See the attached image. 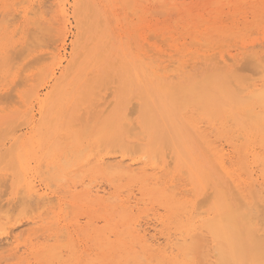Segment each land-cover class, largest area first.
I'll use <instances>...</instances> for the list:
<instances>
[{
  "label": "rangeland",
  "instance_id": "obj_1",
  "mask_svg": "<svg viewBox=\"0 0 264 264\" xmlns=\"http://www.w3.org/2000/svg\"><path fill=\"white\" fill-rule=\"evenodd\" d=\"M57 1L58 0H0V101H2L0 103V110L2 111H0V133H2L3 135H6L7 133L9 134V137L11 135L10 138L7 137L9 138L8 140L4 137L5 141L7 140L5 143H7L9 147V150H7L6 152H4V150L8 147L4 143L3 135L0 136V156H2V159H0L2 161H0V163H3L2 165L0 164V174H3L2 176H0V181L4 178L1 181L3 182V184L0 183L2 184L1 186H3H0V205H5V207L1 206L0 209L3 210L2 214L6 213L4 211H9L8 213H10V211L12 212L13 210L12 208L15 209L13 210L12 214L10 213V216L7 214L6 215L8 216V218L12 219L11 223L13 226L11 228L13 229L14 226L17 227V230L15 227V229H13L15 233L12 232V237L16 238L15 240H13V242L12 237L9 241L6 239V235H1L0 233V264H45L44 260L46 256L44 257V255H47L49 249L51 248H55L54 250H59V252L63 251L61 254L63 257L62 264H74L72 261V257L74 256L82 255L86 258L88 256L95 257L97 254H99L98 250L96 251V253H94L97 247L94 245V240H92L91 238H87L86 234L92 233V231L94 230L93 227H95L96 230H104V232L106 233L104 228L107 225V221L103 218L98 219L101 214H106V208L96 204H88V209L86 207H83L84 209L77 207L78 203L84 206L86 203V200L80 201L79 197L93 191H95L93 192V194H95L96 191H99L101 196L102 194L104 197L106 195L105 200L110 199V197L115 198V206H113V203L109 204L108 200L105 202V205L109 206V209H112L109 211L116 219L118 218L117 216H119L123 211L121 210V208L124 209L129 204H132V206L126 208V211L127 213H129L130 217L134 218L130 226L135 228L140 226L141 229L139 230H141L142 232L147 231L148 233L149 231L151 235H149L148 233V238L153 237V239H151L154 240L156 244L159 241V244L155 246V250L152 252V255L157 258L154 259L158 263V261L162 260V255L164 253L163 251L167 247L168 238L171 237V240L172 238L173 240L174 238H176L175 235L173 237L171 236L173 232H175V230L173 226H170L167 222H165L167 215L164 213V210L158 204H152L151 201L145 198V196L140 191V183L132 182L130 179L119 177L116 174H113L111 176H114L113 178L115 179L117 178L116 181L112 178L110 180L109 175H104L107 171L106 167L108 166L100 167L97 163L98 159L103 158L109 152V154L104 157L106 158L105 160L108 159L109 162L113 160L112 162H114L116 158L117 160L115 161L116 163H118L124 159V161H126L125 165H131L136 174L147 176L150 183H152V181H158L160 183H167L171 186L177 185L179 191H185L186 193L190 190V187H185V185L188 184L185 179L186 175H183V173H178L174 162L173 164H171L172 166H170V163V167L168 166V162L169 160H171L169 156V158H166L167 164L163 165V156H166V154H169L170 152L169 145L164 142L166 136L165 129L163 127H159V129L155 132L156 134L153 136L142 123L143 115L138 105L143 104L144 102V97L141 95V90L145 89L147 80L145 79L141 84L135 83L132 80L133 74L135 73L134 67L136 65L138 66L142 64L147 75L152 76L154 79L164 84H180L190 87L194 82H199V80L201 82L205 77V79L212 81L216 86V89L214 91V101L211 103H207V106L204 102H198L197 98L186 99L187 106H184L186 107V109H184L183 113L188 119L198 121V124L201 125L203 131H205L210 137L211 141L215 143V146L218 147L220 145H224L225 148L229 149V140H233L234 142L236 141L235 145L237 149L235 148L236 155L234 161H239L243 155V153H239V145L242 146L243 144V146L241 147L243 148L246 144V140L243 135V138L238 135L241 133L237 131L236 128H234L235 121L231 117H229V114L225 113L224 111L229 110L231 114L234 113L237 116V114L240 113V109L243 107L247 111L250 109H252L251 111H253V109H257L258 111L260 110V107L255 105L254 100H252L250 97L248 100L247 97H245L248 96L246 92H238V86L241 85L239 87V89L241 90L245 87H248L250 83L253 84L255 82H258L259 84H262L264 82V74L261 75L262 78L259 80H256L259 76L252 79L256 81L251 82V79L249 78H253L255 75H260L259 69L261 65L259 66V68L257 66L258 71L252 66L256 65V63L260 62V60H264V0H68L70 2V5L67 11L66 19L58 13V7L56 5ZM6 4H8L9 6ZM87 8L92 9L88 10ZM213 9L215 12H213ZM134 11H136L137 13ZM35 12L38 13H36L38 16H34ZM191 12L194 17L193 19L190 18L192 16H188ZM38 19L39 21L36 28ZM2 20L5 23H2ZM32 25H34V27H32ZM39 25H41V27ZM42 26L44 28H47L45 29V33L44 31H42L44 30ZM31 28H34V31H32ZM35 29H37V31H35ZM220 29L224 31H222L223 36L218 35V31ZM29 33L31 34L30 37ZM167 37H169V39H167ZM192 39L193 41H195V43L192 41ZM12 48H14V50L18 54H22L21 56H23V58L20 55L18 56V54L16 53L17 55H15L17 59L15 58V60L13 59V61V57H10L13 55L11 52L8 53L10 55L7 56V52H9V49L13 52ZM25 48L30 49L31 51H25ZM3 50H6V53ZM29 51L33 52L30 54ZM26 54L28 57H26L27 60L24 57L26 56ZM99 54L102 56L101 58H99ZM214 54H216V56H214ZM15 55L13 56L15 57ZM28 55L30 57L33 55L35 58L33 56L30 58ZM37 55H39V57ZM244 55H249L250 57H253L255 55L253 58L258 61L255 62V60L251 58V60H254V64L252 61H250V57H245ZM6 56L7 58L9 57L13 62L11 63V61L8 60L9 58L7 59ZM213 57H215V60L218 57L216 62L214 61ZM242 57H244V59ZM7 60L11 64H13L12 68H10L11 70L14 69L12 72H10L11 74L7 71L10 70L9 67H7L9 65V62L7 63L8 65L5 63ZM245 60H247L248 62ZM133 61L135 62L134 66ZM75 62L77 64H75ZM250 62H252V64H250ZM37 63H39L40 66H37L39 65ZM218 63H220L221 65ZM240 64L243 66H241ZM263 64V67L261 66V69L264 68ZM71 65H75L74 68L73 66L70 68ZM3 66L6 68H4ZM23 67L27 70H25ZM235 68L236 71L234 70ZM2 69L4 70V72ZM248 69H250V71ZM252 69L256 70L251 71ZM261 69L260 71H263V69ZM67 70L70 71L68 72ZM52 71L55 72L56 79H52V77L50 76ZM220 71L223 73H221ZM37 72L40 74H38ZM79 72L81 73V76H83L82 78L86 80V82L83 81L82 85H80L78 93H76L74 97L75 102L72 103V106L74 108L72 110L65 108L62 112L63 123L61 126L62 130H65V132L61 131L58 135L50 137L48 140H46L44 145H42L41 148L36 151L35 155L30 157V159L28 160V169L27 171H25L22 168L21 162L17 157L18 151H20L23 145H25L26 143L28 144L30 138L34 137L35 132L38 133L37 130L39 128L44 129L45 131L46 126L51 123L52 119L54 120L58 116L57 107L58 103L61 100V94L59 92L65 89L69 81H73L75 79L76 83H80L82 78L81 76L77 77ZM252 72L255 74H253ZM35 73L40 75V79L39 81H37V83L36 80L38 79L35 80L34 75H37ZM225 73H229L230 75L231 73H233V75L235 74L234 76L231 75L233 80L228 77L226 78V76L229 75H226ZM63 74L66 75L62 77ZM89 74L90 76H88ZM27 75H31L30 78L29 76L27 77ZM241 76H246L243 77L245 78L244 81L250 79L249 82L247 83V80L245 81V83L247 84L242 83L241 81L243 80H241ZM211 77H213V79ZM238 79H240L241 81H238ZM2 80H6L5 82L3 81L4 86H2ZM89 80L91 81L89 82ZM95 81H98L99 84H96L98 82ZM231 83L236 84L237 92L234 88L235 84L231 85ZM86 85H89V87L87 88ZM98 86L99 88L96 89L95 87ZM221 87H223V89L225 88L228 93H225L226 91L224 92ZM102 88L104 90H101ZM6 92L8 93L7 95ZM88 92L93 93L92 96L87 94ZM9 93L10 96H8ZM83 93L85 94V98L82 99L81 96H84ZM38 94L40 98L39 104L37 103L38 100L35 99V96ZM97 94L99 95V97H97ZM13 95H15V97L17 98H14ZM19 96H22V98L19 99ZM26 96L29 97H27V100ZM242 96L243 98L240 101L239 99ZM5 98L7 99V101ZM9 98L10 100L8 102ZM41 98L45 99H43L44 102L46 101V106L43 109L41 105L43 100ZM80 98L83 101L86 100V102H84L85 104H83L82 100L80 101ZM244 98H246L247 100ZM195 100H197V102H195ZM20 101L25 107L24 109H21V107L23 106L21 105ZM110 102L112 103L111 105ZM101 103H103L104 105H101ZM132 103H134L135 106ZM39 105L41 106L40 110ZM94 105L95 107L97 106V108L93 109ZM100 105L102 107H100ZM109 105L110 107L109 109H107ZM201 105L202 109L198 110L197 107L201 108ZM184 107H182V109ZM5 109H7V111ZM92 109L93 111H97V113H95L96 115L98 114L97 116H94V113L91 114L93 112L91 111ZM105 109L106 113H103L104 115L99 114L100 111H105ZM82 111H84L85 116ZM129 111L132 114H130ZM207 112H212L211 114H214L216 118H210L214 115L210 116L211 114L208 115ZM72 113H74V120L69 123L68 119ZM28 114L29 116H27ZM82 115L84 116V118H81L83 117ZM89 115H93V118L96 117L94 119H97L99 123L93 124L95 120H93V122L89 121V123L91 122L92 129L88 130V133L87 131H84L83 133V129L89 127V125L86 127L85 122L81 124L80 120L84 119L87 123ZM127 115H129L128 117L130 118V121L128 120ZM100 116L101 119L99 118ZM78 118L81 119L79 120ZM14 122H16L15 125L17 126L14 125ZM20 122L23 124H21ZM24 122L26 123V125H24ZM30 122L31 124H29ZM9 123L10 129L9 127H7ZM104 123L106 125L103 126ZM126 123L129 125H127ZM203 123L204 125H202ZM222 123L228 126L227 130L231 129V131L233 132H231L233 136L231 134L230 136H232V138H223H226V136L223 133L221 134V131L218 130V128L220 129V127L222 126ZM11 124L13 127H18V125L21 124L19 125L21 126V128L14 130ZM83 124L85 126H82ZM111 127L113 128L111 129ZM123 128H125L126 130L127 128H129V132L127 131L129 134H127L126 130H124ZM214 128L216 129V131H219L217 135H215V133L211 134ZM103 129L104 132L102 131ZM107 129H109L110 134L108 133ZM131 129L133 130L134 134L130 133L132 131ZM249 129H251V124ZM2 130L4 131L1 132ZM79 131L80 133L82 132V136L81 134L79 135L80 139L83 136L85 137V135L86 137L91 136V138L85 137L84 139L80 140L82 142H79V144L77 142L79 141ZM179 131L180 130H177L175 134ZM98 132L101 133L100 135L103 134L100 140H93L92 144H90L92 136L93 138L95 135L99 137V135H97ZM139 132L141 133V135L138 134ZM168 132L171 133L170 130H167V133ZM235 134L238 136V138L236 136L234 137ZM45 136L48 135L46 134ZM133 136L136 139H134ZM143 136H145L146 138L144 139ZM233 137L235 138V140ZM139 138L141 140H138ZM89 140L90 142H88ZM191 141L195 146L196 152L203 159L206 158L204 148L200 143H197V140L194 136H192ZM12 144H14L13 151H11V149L13 148L11 146ZM87 144H89L88 147ZM258 144V142L254 144L256 150L255 152H257V154L263 155L264 151ZM122 145L123 148L121 147L122 149L119 150L120 146ZM135 145H140L141 150L144 148V152L142 151L139 154L133 155L135 156L134 158L133 156L129 157V155L135 153ZM69 146L71 148H69ZM101 146L102 148H100ZM130 146L131 149L134 150V152H132L133 150H130L131 154L127 152ZM163 146L165 147L166 151ZM82 148L83 150H85L82 151V155H80L79 150H82ZM87 148L88 150H86ZM92 149L94 152H96L97 150H99L100 152L97 151L96 155L93 153ZM111 149L112 152L110 151ZM10 151L12 154L8 157L6 154H9ZM101 151L103 152L101 153ZM113 152H115V154H113ZM151 152L153 153V155L156 152V156L154 155L153 159L154 157L158 156L157 153L160 154L159 157H157L158 160L160 158V162L157 160H153L157 163L155 165L151 158ZM89 153L90 157H88L89 155L87 156V154ZM125 154H129L128 160L126 157L127 155ZM77 155L78 158H82V161H78ZM146 155L147 159H144V156L146 157ZM4 157L7 158L4 160ZM131 157L136 164H132V162H130L129 158ZM63 158L65 159L64 161H62L64 164H62L61 162ZM85 159L87 160V162H84ZM141 159H144V163H142L143 161H140ZM112 162L110 164H112ZM248 162L249 166L245 174L246 178L249 179L252 184L248 186H252L251 189H253V191L256 190V193L259 194L258 198L264 199V166L262 165V163H253L252 156H250ZM146 163H148L149 166H147ZM151 165L156 167V169ZM53 166H56L57 170ZM63 166L66 167L63 168ZM87 166H89V168H87ZM93 166H96V168ZM49 167L54 169L51 170ZM97 168L98 171L96 170ZM108 169L110 168L108 167ZM46 170L47 172H45ZM78 172L84 173L81 174L82 177L78 176L80 175V173ZM6 174L8 175V177L6 176ZM65 174H67V177L64 176ZM75 174L77 175V177L75 176ZM50 176L53 177L51 178L52 182L50 180V182L47 180V178L49 179ZM6 178L10 179H7L9 183H7V181L5 180ZM174 178L177 181L174 180ZM27 183H29V185H32L33 188L38 192V194L48 192L47 198L49 199L47 200L46 198V202H43L42 199L39 200L37 196L33 195L32 197H36L40 202L36 201V198L33 199L36 202H34L32 198L27 200L26 197L29 195H26L27 192L25 193L26 189H24ZM7 184L9 185V189L7 187H4ZM21 188L24 189L23 191L25 195L23 196L24 193L22 194L24 198H21L18 195V191H20V193L22 191ZM64 192L67 193L70 198H68L69 196L66 197L67 194H65ZM2 193L3 195L4 193L6 195L3 197ZM189 194L191 195L193 194V192L190 191ZM21 199H25L27 201L24 200L23 202H21V204ZM201 200H203V198ZM9 201H12V203ZM16 201L18 203H15ZM28 201L31 204H29ZM55 201L57 202L56 204ZM112 202H114V200ZM7 203L10 207L8 209L6 208ZM51 204L55 206H53L54 209L53 207H51ZM65 204H67L68 206L70 205L71 208L68 209ZM31 205L33 207H31ZM118 205L121 208H119ZM18 206H27L26 208L32 209L24 210L20 207L24 212L18 213V211L20 212ZM64 206L65 211L63 210ZM111 206H113V208ZM67 209L70 211H68ZM55 210L57 211L55 212ZM158 210L160 213L158 212ZM44 211L45 213L49 212L47 213L49 215H47L48 218L45 217L46 214H44ZM57 212H60V214L58 215ZM80 214L84 217L80 216ZM92 214H95L94 216H96V214L100 215L96 218L91 217ZM36 215L41 216L40 218H36L38 217ZM163 215H165L164 219H161ZM157 216L160 218L158 219ZM28 217H30L29 219L31 220V222L35 219H41L43 221V225L40 223L41 220H38L39 222L37 225L34 226V224L32 223L33 226H29L31 223H28ZM90 217L92 219H90ZM4 218L6 219L7 217L4 216L3 219L1 218L3 222H5ZM58 218H60L61 220H59ZM9 220L8 222L10 223ZM39 223L41 224V226H39ZM91 223H94L95 226H92ZM9 226H4L6 227V229L8 228V232L12 230L11 228H9ZM40 230L42 232H40ZM47 230H49L50 233L49 231L45 232ZM0 232L3 233V231ZM107 232L109 231L107 230ZM170 232H172L171 235ZM6 233L7 231L5 232V234ZM61 233L63 239L60 236ZM64 234L66 237L64 236ZM53 236L54 238H51ZM62 240L64 241L62 242ZM59 241L62 243H60ZM42 242H44L45 244ZM141 256L140 258H142ZM143 259L144 261L146 260V258H144V255ZM155 260H152V263H150V261L149 263H145L157 264ZM144 261L143 264H145Z\"/></svg>",
  "mask_w": 264,
  "mask_h": 264
},
{
  "label": "bare ground",
  "instance_id": "obj_2",
  "mask_svg": "<svg viewBox=\"0 0 264 264\" xmlns=\"http://www.w3.org/2000/svg\"><path fill=\"white\" fill-rule=\"evenodd\" d=\"M147 2V1H146ZM129 3V1H128ZM90 4V3H89ZM132 4V3H131ZM8 5V4H6ZM57 7H58V13L61 14L65 19H66V15H67V11H68V8H69V5H70V2L68 0H58L57 1ZM9 6V5H8ZM7 6V7H8ZM33 7V6H32ZM88 10L89 9H92V8H87ZM138 10V9H137ZM136 10V11H137ZM28 11V9H27ZM134 11V12H136ZM30 12V11H29ZM140 12V11H139ZM213 12L214 9H213ZM37 12H35V15ZM137 13V12H136ZM27 14V13H25ZM220 14V13H219ZM41 15V13H40ZM39 15V16H40ZM38 16V15H37ZM43 16V15H42ZM188 16H192L190 18H194L193 17V14L192 12L189 13ZM41 17V16H40ZM27 18V17H26ZM199 19V18H198ZM7 20V19H6ZM30 20V19H29ZM190 20V19H189ZM3 21V20H2ZM1 21V22H2ZM32 21V20H31ZM30 21V22H31ZM38 21L39 19L37 20V23H36V28H37V24H38ZM175 22V21H173ZM2 23H5L4 21ZM34 23V22H33ZM208 23V22H207ZM7 24V22H6ZM32 24V23H31ZM42 24V23H40ZM55 24V23H54ZM205 24V23H203ZM8 26V24H7ZM41 27V25H39ZM38 26V28H39ZM202 26V25H201ZM32 27H34V25H32ZM48 27V26H47ZM191 27V26H190ZM42 28L44 30V33H45V29L47 28H44L42 26ZM40 28V29H42ZM49 28V27H48ZM51 28V27H50ZM187 28V27H186ZM209 28V27H208ZM8 29V28H7ZM32 29V28H31ZM30 29V30H31ZM34 29V28H33ZM32 29V31H34ZM29 30V31H30ZM51 30V29H49ZM55 30V29H54ZM187 30V29H186ZM1 31V30H0ZM31 31V32H32ZM35 31H37V29H35ZM41 31V30H39ZM223 30H219L218 31V35L220 36H223V33H222ZM8 32V30H7ZM55 32V31H54ZM53 32V33H54ZM92 32V31H91ZM224 32V31H223ZM228 32V31H227ZM36 33V32H34ZM187 33V32H186ZM233 34V33H232ZM40 35V34H39ZM38 35V37H39ZM52 35V34H51ZM229 35V34H227ZM231 35V34H230ZM31 36V34L29 33V37ZM45 36V34H44ZM48 36V35H47ZM50 37V36H49ZM46 38V37H45ZM179 38V37H178ZM15 39V38H14ZM36 39V38H35ZM49 39V38H48ZM167 39H169V37H167ZM203 39V38H202ZM3 40V38H2ZM6 40V39H5ZM4 40V41H5ZM11 40V39H10ZM3 41V42H4ZM165 41V40H164ZM168 41V40H166ZM193 41V39H192ZM195 43V41H193ZM192 42V43H193ZM25 43V42H24ZM37 43V42H36ZM204 43V42H203ZM208 43V42H207ZM200 44V43H199ZM198 44V45H199ZM209 44V43H208ZM18 45V44H17ZM37 45V44H36ZM81 45V44H80ZM147 45V44H146ZM201 45V44H200ZM31 46V45H30ZM86 46V45H84ZM195 46V45H194ZM220 46V45H219ZM5 47V46H4ZM32 47V46H31ZM148 47V46H147ZM169 47V46H168ZM206 47V46H204ZM208 47V45H207ZM211 47V46H210ZM209 47V48H210ZM227 47V46H226ZM20 48H23V47H20ZM199 48V47H198ZM13 49V52L9 49V52H7V56L10 55L8 53H12L13 55H15L17 52ZM19 49V48H17ZM32 49V48H31ZM85 49V48H84ZM87 49V48H86ZM217 49V48H215ZM241 49V48H240ZM25 51L27 50H30V49H27L25 48L24 49ZM23 50V51H24ZM169 50V49H168ZM254 50V49H253ZM256 50V49H255ZM5 51L6 53V50H3ZM24 51V52H25ZM31 51V50H30ZM29 51V52H30ZM137 51V50H136ZM33 52V51H32ZM30 52V54L32 53ZM151 52V51H150ZM26 53V52H25ZM35 53V52H34ZM88 53V52H87ZM18 54V53H17ZM16 54V55H17ZM3 55V54H2ZM10 56L12 58V60L16 58V55L15 57L14 56ZM21 56L22 54H18V56ZM81 55V54H80ZM100 55V54H99ZM154 55V54H153ZM6 56V58H7ZM29 56V55H28ZM33 56V55H32ZM31 56V57H32ZM39 57V55H37ZM141 56V55H140ZM176 56V54H175ZM214 56H216V54H214ZM245 57H250L249 55H244ZM252 56V55H251ZM255 56V55H254ZM253 56V57H254ZM23 58V56H21ZM20 57V59H21ZM25 58L27 57V54L26 56H24ZM30 57V56H29ZM30 57V58H31ZM34 57V56H33ZM102 56L100 55L99 58H101ZM164 57V56H163ZM202 57V56H201ZM206 57V56H205ZM253 57H250V61H252L254 63V60L255 58ZM263 57V56H262ZM261 57V58H262ZM9 58V57H8ZM7 58V59H8ZM28 58V57H27ZM26 58V60H27ZM35 58V57H34ZM208 58V57H207ZM214 58V61L216 62L215 60V57ZM226 58V57H225ZM244 59V57H242ZM240 58V59H242ZM251 58H253L254 60H251ZM17 59V58H16ZM19 59V58H18ZM9 61H11V63L14 61H12L10 58L8 59ZM6 61L5 63L7 64L9 61ZM37 60V59H36ZM207 60V59H206ZM231 60V59H230ZM248 60V59H247ZM245 60V61H247ZM263 60V59H262ZM262 60H260V62H262ZM5 61V60H4ZM30 61V60H29ZM39 61V59H38ZM221 61V60H220ZM219 61V62H220ZM258 61V60H255V62ZM31 62V61H30ZM29 62V64H30ZM33 62V61H32ZM36 62V61H35ZM78 62V61H76ZM75 62V64H77ZM225 62V61H224ZM248 62V61H247ZM252 62H250V64H252ZM260 62H257L256 65L252 66L253 68H256L257 71H258V68L259 66L264 63V60L262 63ZM9 62V65L7 67L12 68L13 64H11ZM26 63V62H25ZM41 63V62H40ZM221 63V62H220ZM218 63V64H220ZM223 63V62H222ZM0 64H1V61H0ZM19 64H20V61H19ZM39 64V63H37ZM36 64V65H37ZM234 64V63H233ZM259 64V65H257ZM18 65V63H17ZM25 65V64H24ZM42 65V64H41ZM116 65V63H115ZM135 65V62L133 61V66ZM221 65V64H220ZM226 65V64H225ZM241 65V64H240ZM264 65V64H263ZM16 66V65H15ZM37 66H40L37 65ZM36 66V67H37ZM75 65H71L70 68ZM224 66V64H223ZM243 66V65H241ZM250 66V65H249ZM258 66V68H257ZM261 66H260V69H261ZM4 67V66H3ZM238 67V66H237ZM251 67V68H252ZM263 67V66H262ZM6 68V67H4ZM24 68V67H23ZM39 68V67H38ZM37 68V70H38ZM250 68V67H249ZM16 69V67H15ZM25 70H27L26 68H24ZM36 69V68H35ZM219 69H222V68H219ZM224 69V68H223ZM242 69V68H241ZM256 69H252L251 71L253 70H256ZM259 69V72H260V75H253L255 73H253L252 76L253 78L249 77L250 81H256V80H259L261 79V75H263V71H264V68L263 71H260ZM261 69V70H262ZM3 70V69H2ZM14 70V69H13ZM13 70H7L8 73L12 72ZM134 70H135V73L133 74V77H132V80L137 83V84H141L145 79L147 80V85L145 86V89L141 90V95L144 97V102L143 104H140L138 105V107L140 108L141 112H142V123L144 125V127L146 129L149 130V132L154 136L156 133V131L159 129V127H163L166 131V136H165V139H164V142L169 145L170 147V152L169 154H166V156H163V165H166L167 164V160L166 158H169L172 160H169L168 162V166H169V163H170V166H172L171 164H173L174 162V165L176 167V170L178 171V173L182 174L183 175H186V181H187V185H185V187H190V190L189 192H181L178 190V186L177 185H168L167 183H163V182H158V181H152V183H150V181H148V178L147 176H141V175H138L135 173V170L132 169V166L131 165H125L126 161H124V159L121 161V162H118L116 163L115 160H117L115 158L114 162H112L113 160H111L112 164H110L111 162H109V160H105L106 158H104L107 154H109V152L103 157V158H100L98 159L97 163L100 167L104 166H108L110 169H108V167H106L107 169V173L105 172L104 175H109L110 177V180L111 178L112 179H115L113 177H111L113 174H116L117 176L119 177H123V178H128L130 179L132 182H138L140 183V191L141 193L145 196V198L149 201H151L152 204H158L163 210H164V213L167 215L166 219H165V222H167L170 226H173L174 227V230L175 232H173V234L171 235L172 232H170V235L173 237L174 235L176 236V238H172L171 240V237L168 238V243H167V247L166 249L163 251V255H162V260L161 261H158V263L156 262L155 259H157L154 255H152L153 251L155 250V246H157V244H159L157 242L152 240L153 237L151 238H148V233L147 231H144L142 232L141 230V227L136 229L135 227H131L130 224L131 222L133 221L134 218H131L129 213H127L126 211V208L129 207V206H132V204L128 205L126 208H121L119 205V208H121V210H123L119 216H117L118 218L116 219L115 217L112 216L111 212L109 210H112V209H109V206L105 205V202L108 200V203L111 204L113 203V206H115V198L114 197H110V199H106L105 200V197L101 196V194L99 193V191H96L95 194H93V192H89V193H86L85 195L79 197L80 201H83V200H86L85 202V206L84 205H81L80 203H78V208H83V207H86L87 209L89 208L88 207V204H93V205H99V206H102L104 208H106V214H96V216H94L92 214L91 217H98V219L100 218H103L107 221V225L105 226L104 228V225H103V228L105 229L106 233L101 230H96L95 227L94 230L92 231V233L90 234H86L87 238H91L92 240H94V245L97 247L96 250L94 251V253H96V251L98 250L99 254H97L95 257H92V256H88V257H83L82 255L81 256H74L72 257L73 258V263L74 264H96V263H100V264H143V255H144V258H146V260L144 261V263L150 261V263H152L151 261L155 260V262L157 264H264V207H263V203H264V199H260L258 198V195L256 193V190L253 191V189H251L252 186H248V185H252L250 180L246 178V170L249 166V158L250 156H252V159H253V163L257 162V163H262V165L264 166V154L263 155H260V154H257V152H255V147H254V144L255 143H259L258 145H260V147L263 149L264 151V82L261 84H259L258 82H255L253 84H249L248 87H245L244 89H239V87L241 85L238 86V92H246L248 94V96H245L247 97V99L249 100V97L254 100V103L255 105L259 106L260 110L258 111L257 109L253 111H251L252 109L250 110H246L243 108L240 109V113L237 114H231V112L229 110H225L224 112L229 114V117H231L234 121H235V125H234V128L237 129V131H239L241 134H238L242 137L245 138L246 140V144L243 148H241L243 146L239 145L240 148H239V153H243L242 157L240 158L239 161L235 162L234 161V158H235V155H236V151H235V148H236V145H235V142L233 140H229L230 143H229V149L228 148H225L224 145H220V146H215V143L211 141L210 137L208 136V134L203 131L201 125L198 124V121H195V120H191V119H188L185 114L183 113L184 109H186V107L184 106H187L186 105V99H196L201 102H204L205 105L208 106L207 103H211L214 101V91L216 89V86L215 84L212 82V81H209L208 79H205L202 80L200 82H194L192 84V86L188 87V86H185V85H171V84H164L162 82H159L157 81L156 79H154L152 76L150 75H147L144 71V67L142 64L140 65H136L134 67ZM236 71V68L234 69ZM233 70V71H234ZM238 70V68H237ZM250 71V69H248ZM6 71V72H7ZM30 71V70H29ZM68 72L70 70H67ZM179 71V70H178ZM247 71V70H246ZM4 72V70H3ZM31 72V71H30ZM221 72V71H220ZM239 72V71H238ZM248 72V71H247ZM262 72V74H261ZM18 73V71H17ZM20 73V72H19ZM24 73V72H22ZM38 73V72H37ZM35 73V74H37ZM67 73V72H66ZM223 73V72H221ZM234 73V72H233ZM233 73H231V75H233ZM237 73V72H236ZM11 74V73H10ZM9 74V75H10ZM16 74V73H15ZM40 74V73H38ZM37 74V75H38ZM72 74V73H70ZM69 74V75H70ZM207 74V73H206ZM218 74V73H216ZM226 74V73H225ZM258 74V73H256ZM22 75V74H21ZM34 75L35 76V80H36V83L37 81H39L40 79V75ZM66 75V74H65ZM64 74L62 75V77L65 76ZM226 75H229V76H226V78H230L233 80L232 76L228 73ZM235 75V74H234ZM233 75V76H234ZM5 76V75H4ZM29 75H27L28 77ZM31 76V75H30ZM29 76V78H30ZM33 76V77H34ZM50 76L52 77V79H56V74L54 71L51 72ZM68 76V75H67ZM81 76V73L79 72L77 77ZM90 76V74L88 75ZM231 76V77H230ZM260 78H259V77ZM9 77V76H8ZM6 77V78H8ZM14 77V76H13ZM21 77V76H20ZM36 77H39V78H36ZM83 76H81L82 78ZM158 77V76H157ZM210 77V76H209ZM225 77V76H224ZM241 80L244 81L245 78L243 77H246V76H241ZM258 77V78H257ZM22 78V77H21ZM213 79V77H211ZM248 78V77H247ZM254 78H257L256 80H252ZM2 79V78H1ZM19 79V78H18ZM24 79V78H23ZM33 79V78H32ZM31 79V81H32ZM235 79V78H234ZM29 80V79H28ZM59 80V79H58ZM57 80V81H58ZM116 80V79H115ZM225 80V78H224ZM237 80V78H236ZM240 79H238L239 81ZM240 80V81H241ZM248 80V79H247ZM245 80V81H247ZM249 80L247 81V83L249 82ZM5 82L6 80H2V82ZM20 81V80H19ZM52 81V80H51ZM86 82L85 79H81V82L79 83H76L75 79L73 81H69L67 83V86L65 87V89H63L62 91H60L59 93L61 94V100L60 102L58 103V107H57V110H58V116L52 121L51 123H49L46 128H45V131L44 129H38V133L35 132L34 134V137L30 138L28 144L26 143L25 145L22 146V148L20 149V151H18V154H17V157L19 159V161L21 162V165H22V168L27 171L28 169V160L30 159L31 156H34L36 151L38 149L41 148L42 145H44L45 141L48 140L50 137H53V136H56L58 135L61 131L65 132V130H62V123H63V119H62V112L64 111L65 108H68L70 110H72L74 107L72 106V103L75 102V95L76 93H78L79 89H80V85H82V83ZM91 80H89L90 82ZM241 81L242 83L244 84H247L245 83V81L243 82ZM1 82V81H0ZM4 82L2 84V86H4ZM9 82V81H8ZM62 82V81H61ZM95 82H98V81H95ZM23 83V82H21ZM20 83V85H21ZM28 83V82H27ZM25 83V84H27ZM109 83V82H108ZM19 84V82H18ZM96 84H99L96 83ZM234 85L235 83H231V85ZM1 85V83H0ZM103 85V84H102ZM226 85V84H225ZM17 86V85H16ZM87 88L89 87V85H86ZM95 86V85H94ZM15 87V86H14ZM49 87V86H48ZM57 87V86H56ZM104 87V86H103ZM38 88V87H37ZM84 88V87H83ZM86 88V87H85ZM93 88V87H91ZM96 89L99 88L98 87H95ZM108 88V87H107ZM114 88V87H112ZM220 88V87H219ZM222 90H224V92L226 91L225 88L223 89V87H221ZM229 88V87H228ZM234 88H235V91H236V84L234 85ZM111 89V88H109ZM116 89V88H114ZM49 90V89H48ZM55 90V89H54ZM101 90H104L103 88ZM107 90V89H106ZM221 90V89H220ZM2 91V90H1ZM31 91V90H30ZM36 91V90H34ZM109 91V90H108ZM195 91V92H193ZM8 92V91H7ZM6 92V95L8 94ZM102 92V91H100ZM237 92V91H236ZM29 93V92H28ZM110 93V92H109ZM225 93H228V91H226ZM40 94V92H39ZM39 94L35 96V99L38 100V104H39ZM53 94V93H52ZM87 94L91 95L93 93H90L88 92ZM96 94V93H95ZM241 94V93H239ZM243 94V93H242ZM4 95V96H6ZM12 95V94H11ZM25 95V94H24ZM83 97L81 96V98H85V94L83 93ZM98 95V94H97ZM96 95V96H97ZM10 96V93L9 95ZM7 96V97H8ZM42 96V95H41ZM51 96V95H50ZM95 96V95H94ZM108 96V95H107ZM1 97V96H0ZM6 97V98H7ZM14 98H17L15 97V95H13ZM28 96H26V100L29 98H27ZM99 97V95L97 96ZM5 98V99H6ZM12 98V99H14ZM22 96H19V99H21ZM80 98V101L82 100ZM95 98V97H94ZM243 96L240 97V101L242 100ZM1 99V98H0ZM42 99V98H41ZM44 99V98H43ZM42 99V100H43ZM50 99V98H49ZM103 99V97H102ZM105 99V98H104ZM134 99V98H133ZM132 99V101H133ZM246 99V98H244ZM243 99V100H244ZM246 99V100H247ZM10 98L8 99V102H9ZM45 100V99H44ZM42 102V109L45 108L46 106V101ZM96 100V99H95ZM106 100V99H105ZM140 100V99H139ZM197 100H195V102H197ZM7 101V99H6ZM17 101V100H16ZM83 101V100H82ZM90 101V100H89ZM94 101V100H93ZM97 101V100H96ZM2 101H0L1 103ZM84 102H86V100L83 101V104H85ZM193 102V103H195ZM7 103V102H6ZM16 103V102H15ZM18 103V102H17ZM21 103V101H20ZM93 103V102H92ZM97 103V102H96ZM95 103V104H96ZM104 103V102H103ZM103 103H101V105H104ZM135 103V102H134ZM134 103H132L134 105ZM36 104V103H35ZM37 104V105H38ZM94 104V103H93ZM112 103L110 102V105ZM136 104V103H135ZM189 104V103H187ZM192 104V103H191ZM22 105V103H21ZM81 105V104H80ZM99 105V104H98ZM100 105V107H102ZM110 105L107 107V109H109ZM17 106V105H16ZM23 106V105H22ZM36 106V105H35ZM71 106V107H70ZM82 106V105H81ZM135 106V105H134ZM192 106V105H191ZM206 106V107H207ZM99 107V106H98ZM132 107V106H131ZM130 107V108H131ZM182 107H184L182 109ZM194 107V106H193ZM201 108L197 107L198 110L199 109H202V105L200 106ZM15 108V106H14ZM25 107H21V109H24ZM41 106L39 105V110H40ZM94 108H97V106L93 107ZM106 108V107H105ZM196 108V107H195ZM4 109V108H3ZM87 109V107H86ZM85 109V110H86ZM93 109L91 111H93ZM7 111V109H5ZM82 110V109H81ZM80 110V111H81ZM1 111V110H0ZM42 111V110H41ZM196 111V110H195ZM212 111V110H211ZM237 111V110H236ZM2 112V111H1ZM4 112V111H3ZM78 112V111H77ZM130 112V111H129ZM30 113V112H29ZM42 113V112H41ZM82 113H84V111H82ZM94 113V114H93ZM95 113H97V111H93L91 114H93L94 116H97ZM103 113H106V109L105 111H100L99 114H103ZM206 113V112H205ZM212 113V112H211ZM209 112H207V114H211ZM215 113V112H214ZM73 114H71V116L69 117L68 119V122L70 123L73 119ZM89 114H90V111H89ZM130 114H132L130 112ZM218 114V113H217ZM93 115H89L88 116V122L86 123V121L84 119H81V118H84L85 116V113H84V116L81 117L79 120H80V123H84L85 122V125L86 127L89 125V127L87 128H84L83 129V133L84 131H87L88 133V130H91L92 129V125H91V122L89 123V121H92L95 120L94 117L93 118ZM104 115V114H103ZM214 114H211L210 116H212ZM29 116V114L27 115ZM102 116V115H101ZM101 116L99 117L101 119ZM129 115H127V118L128 120L130 119L128 117ZM196 116V115H195ZM209 116V117H210ZM218 116V115H217ZM89 117H92V118H89ZM228 117V116H227ZM35 118V117H34ZM132 118V117H131ZM199 118V117H198ZM204 118V117H203ZM210 118H216L215 115L210 117ZM92 119V120H91ZM159 119V120H158ZM40 120V119H39ZM99 120V119H98ZM197 120H200V119H197ZM218 120V119H217ZM231 120V119H230ZM36 121V120H35ZM130 121V120H129ZM37 122V121H36ZM55 122V123H54ZM205 122V121H204ZM231 122V121H230ZM12 123V122H11ZM21 123V122H20ZM98 124L99 122L97 121V119L95 120V122H93V124ZM216 123V122H215ZM16 124V122H14V125ZM23 124V123H21ZM19 124V125H21ZM31 124V122L29 123ZM125 124V123H123ZM127 124V123H126ZM232 124V123H231ZM250 124H251V129H249L250 127ZM10 123L7 125V127H9ZM18 127H15L17 125H15L14 127L11 126L14 128V130L18 129V128H21V126ZM24 125H26V123L24 122ZM23 125V126H24ZM80 125V124H79ZM84 124L82 126H85ZM91 125V126H90ZM106 125L105 123L103 124V126ZM129 125V124H127ZM134 125V124H132ZM131 125V126H132ZM204 125V123L202 124ZM33 126V124H32ZM73 126V125H72ZM71 126V127H72ZM95 126V125H93ZM124 126V125H122ZM5 127V128H7ZM28 127V126H27ZM129 127V126H128ZM3 128V129H5ZM32 128V127H30ZM70 128V126H69ZM76 128V127H75ZM105 128V127H104ZM113 127H111L112 129ZM130 128V127H129ZM129 128H127V130L125 128H123L124 130H126V133L129 134L128 130ZM228 126L226 124H223L222 123V126L220 127V129L218 128L219 131H221V134L223 133L225 137H223L224 139H229L230 137L232 138L233 136V132L231 131V129L227 130ZM10 129V127H9ZM12 129V128H11ZM81 129V127H80ZM87 129V130H86ZM122 129V130H123ZM233 129V128H232ZM1 130V129H0ZM132 130V129H131ZM136 130V129H135ZM167 130L171 131V133H167ZM177 130H180L179 132H177L175 134V132ZM4 130H2L1 132H3ZM8 131V130H7ZM104 132V129L102 130ZM108 133H109V129H107ZM128 131V132H127ZM214 131V132H213ZM213 131L211 132V134L215 133V135L218 134L219 131H216V129L214 128ZM9 132V131H8ZM13 132V130H12ZM11 132V133H12ZM46 132V133H44ZM82 132L80 133L79 131V134H78V137H79V141H77L78 143L82 142L80 141L81 139H84L86 137V132H85V137H81L80 139V134L82 136ZM102 132V133H103ZM232 132V133H231ZM90 133V132H89ZM130 133H133V130L130 132ZM143 133V132H142ZM13 134V133H12ZM48 135V136H45V135ZM101 133L98 132L97 135L98 136H92V139H91V142L90 140L88 142H90V144H92V141L93 140H100L101 136L103 135H100ZM107 134V133H106ZM110 134V133H109ZM134 134V133H133ZM138 134L141 135V133L139 132ZM230 134L232 136H230ZM3 134L0 133V136H2ZM7 135V136H6ZM6 135L4 134L3 135V139L5 137V139H9L11 137H9V134L6 133ZM90 135V134H89ZM67 136V135H66ZM106 136V135H105ZM135 136V135H134ZM133 136V138H134ZM137 136V135H136ZM192 136L195 137V139L197 140V143H200L202 145V147L204 148V152H205V155H206V158H202L197 152H196V149H195V146L193 145L192 141H191V138ZM229 136V137H228ZM237 137L238 136L235 134L234 137ZM9 137V138H7ZM18 137V136H17ZM15 137V138H17ZM99 139H98V138ZM233 137V138H234ZM242 137V138H243ZM1 138V137H0ZM14 138V139H15ZM86 138H91V136L89 137H86ZM143 138L145 139L146 137L143 136ZM240 138V137H239ZM4 139V143L7 141H5ZM13 139V137H12ZM103 139V138H102ZM136 139V138H134ZM11 140V139H10ZM138 140H141L140 138ZM235 140V138H234ZM237 140V139H236ZM1 141V140H0ZM3 141V140H2ZM13 141V140H12ZM87 141V139H86ZM241 141V140H239ZM9 143V142H8ZM79 143V144H80ZM223 143V142H222ZM239 143V142H238ZM237 143V144H238ZM218 144V143H217ZM5 145H7V143H5ZM4 145V146H5ZM14 144H12L11 146L13 147ZM89 144H87V147H88ZM102 145V144H101ZM100 146V145H99ZM108 146V144H107ZM116 146V145H115ZM136 147L134 148L135 149V153L131 154L130 150L132 151L133 149H131V146L129 147V150L127 152H129L131 155L130 156H133V155H136V154H139L141 153L142 151L144 152V148L141 150L140 148V145H135ZM238 146V145H237ZM8 147V145H7ZM123 148V145L120 146V149L121 150ZM140 149H139V148ZM164 147V146H163ZM257 147V146H256ZM69 148H71L69 146ZM102 148V146L100 147ZM113 148V147H111ZM125 148V147H124ZM14 147L11 149V151H13ZM139 149V150H137ZM165 149V147H164ZM237 149V148H236ZM7 150H9V147L7 149L4 150V152H6ZM48 150V149H46ZM85 150V149H84ZM83 148L82 150L80 149L79 150V153L80 155L82 151H84ZM88 150V148L86 149ZM9 154H6L8 157L9 155H11L12 153ZM93 151V149H92ZM91 151V152H92ZM98 152H100L99 150H97ZM97 151L93 153L97 155ZM112 152V149L110 150ZM139 151V152H138ZM156 151V150H155ZM166 151V149H165ZM169 151V150H168ZM233 151V152H231ZM69 152H72V151H69ZM90 152V153H91ZM103 151H101L102 153ZM116 152V151H115ZM115 152H113V154H115ZM119 152V151H118ZM117 152V153H118ZM134 152V150L132 151ZM137 152V153H136ZM153 152V151H152ZM151 152V153H152ZM261 152V151H260ZM46 153V152H45ZM84 153V152H83ZM90 153L87 154L88 157H90ZM116 153V154H117ZM126 153V152H125ZM150 153V154H151ZM73 154V153H72ZM112 154V155H113ZM122 154V153H121ZM156 154V152L154 153V155ZM1 155V154H0ZM5 155V156H6ZM111 155V154H110ZM118 155V154H117ZM123 155V154H122ZM121 155V156H122ZM127 155V154H125ZM128 155L126 156L127 157V160H128ZM152 155V161L153 160H159L157 159V157H159L160 154L157 153V157H154L153 159V153L151 154ZM68 156V155H67ZM156 156V155H155ZM169 156V157H168ZM2 156H0V159ZM87 157V158H88ZM135 156H133L134 158ZM7 158V157H6ZM5 157L3 158L4 160L6 159ZM80 158V157H79ZM78 158V155H77V159L78 161L81 160L82 161V158L79 159ZM86 158V159H87ZM139 158V157H138ZM142 158V157H141ZM156 158V159H155ZM55 159V158H54ZM85 159L84 162H87V160ZM130 159V162H132V164H136L135 161L132 160V157L129 158ZM144 159H147V155L146 157L144 156ZM143 159V160H144ZM65 159L63 158L61 160L64 161ZM138 160V159H137ZM142 159L140 161H143ZM2 161V160H0ZM55 161V160H54ZM107 161V162H106ZM139 161V162H140ZM149 161V159H148ZM147 161V162H148ZM40 162V161H39ZM38 162V163H39ZM69 162V161H68ZM83 162V163H84ZM154 162V161H153ZM160 162V161H159ZM75 163V162H74ZM95 163V162H94ZM144 163V161L142 162ZM1 164V163H0ZM3 164V163H2ZM1 164V165H2ZM62 164H64L62 162ZM93 164V163H92ZM157 164L156 162H154V165ZM252 164V163H250ZM70 165V164H69ZM91 165V164H90ZM95 165V164H94ZM147 166L148 163H146ZM145 165V166H146ZM52 166V165H51ZM153 166V165H151ZM150 166V167H151ZM161 166V165H160ZM169 166V167H170ZM54 167V166H53ZM66 167V166H63V168ZM69 167V166H68ZM96 168V166H93ZM154 167V166H153ZM251 167V166H250ZM41 168H44V167H41ZM50 168V167H49ZM56 170H57V167L55 166L54 167ZM53 168V169H54ZM87 168H89V166H87ZM86 168V169H87ZM95 168H94V171H95ZM156 169V167H154ZM264 168V167H263ZM51 170H53L52 168H50ZM137 169V168H136ZM50 170V172H51ZM98 171V168L96 169ZM110 170V171H109ZM60 171V170H59ZM96 171V172H97ZM183 171V172H182ZM255 171V170H254ZM253 171V172H254ZM47 172V170L45 171ZM100 172V171H99ZM111 174H110V173ZM33 173V172H32ZM49 173V171H48ZM80 173V172H78ZM256 173V172H255ZM36 174V173H35ZM43 174V173H42ZM47 174V173H46ZM81 174H84L83 172L80 173V175L78 176H81ZM87 174V173H86ZM85 174V176H86ZM149 174V173H147ZM171 174V173H169ZM3 174H0V176H2ZM34 175V174H33ZM115 175V176H116ZM6 176L8 177V175L6 174ZM64 176L67 177V174H65ZM69 176V175H68ZM75 176L77 177V175L75 174ZM97 176V175H96ZM49 177V175H48ZM74 177V176H73ZM3 178V177H2ZM53 178L52 176H50V178L47 180L51 181ZM108 178V177H107ZM4 179V178H3ZM2 179V180H3ZM10 180L9 178H6L5 180L7 181ZM36 179V177H35ZM63 179V178H62ZM75 179V178H74ZM80 179V177H79ZM78 179V180H79ZM92 179V178H91ZM117 179V178H116ZM115 179V181H116ZM1 180V181H2ZM4 180V181H5ZM55 180V179H54ZM73 180V178H72ZM169 180V179H168ZM174 180H176L174 178ZM3 184V182H1ZM5 181V182H6ZM37 181V180H36ZM49 181V182H50ZM114 181V180H113ZM177 181V180H176ZM52 182V181H51ZM60 182V180H59ZM7 183H9V181H7ZM21 183V182H20ZM76 183V182H75ZM91 183H94V182H91ZM120 183V182H119ZM0 184V186L2 185ZM51 184V183H50ZM115 184V183H114ZM8 185V184H7ZM5 185L4 187H9V185L7 186ZM127 185V184H126ZM65 186V185H64ZM85 186V185H84ZM89 186V185H88ZM87 186V187H88ZM177 186V187H175ZM3 187V186H1ZM0 187V188H1ZM54 187V186H53ZM67 187V185H66ZM86 187V186H85ZM84 187V188H85ZM101 187V186H100ZM262 187V186H261ZM43 188V187H42ZM90 188V187H89ZM88 188V190H89ZM6 189V188H5ZM9 189V188H8ZM22 191L24 189L25 190V193L27 192L26 195H29L27 196V200L32 198L35 199L36 197H32L33 195L34 196H37L39 198V200L42 199L43 202H46V198L48 196V192L47 193H41V194H38V192L33 188L32 185H29V183H27V185H25V188H21ZM47 189V188H46ZM95 189V187H94ZM105 189V188H104ZM109 189V188H108ZM111 189V188H110ZM261 189V188H260ZM101 190V189H100ZM106 190V189H105ZM112 190V189H111ZM6 191V190H4ZM20 193V191H18V195L19 197L21 198H24L23 196L25 195L24 191ZM102 191V190H101ZM191 192H193V194H189ZM262 192V191H261ZM1 193V192H0ZM6 193V192H5ZM2 193V196L4 197L6 194ZM24 193V194H23ZM65 193V192H64ZM63 193V194H64ZM102 193V192H101ZM23 194V196H22ZM36 194V195H35ZM67 194V193H65ZM21 195V196H20ZM77 195V193H76ZM69 195L67 194L66 197H68ZM263 196V195H262ZM55 198V197H54ZM53 198V199H54ZM61 198V197H60ZM70 198V196L68 197ZM84 198V199H82ZM108 198V196H107ZM113 198V199H112ZM117 198V197H116ZM203 198V200H201ZM15 199V198H14ZM37 199V198H36ZM49 198H47L48 200ZM131 199V198H130ZM13 200V199H12ZM17 200V199H16ZM20 200V199H19ZM25 199H21L20 203L23 202ZM25 200V201H27ZM38 199L36 201L40 202ZM52 200V199H51ZM114 200V202H112ZM132 200V199H131ZM34 201V200H33ZM34 201V202H36ZM79 201V202H80ZM119 201V200H118ZM117 201V202H118ZM12 203V201H9ZM60 202V201H59ZM15 203H18L17 201ZM27 203V202H26ZM29 203V201H28ZM42 203V202H41ZM50 203V202H49ZM54 203V201H53ZM57 202L55 201V204ZM131 203V202H130ZM141 203V202H140ZM148 203V202H147ZM1 204V202H0ZM22 204V203H21ZM31 204V203H29ZM33 204V202H32ZM37 204V203H36ZM40 204V203H39ZM13 205V204H12ZM11 205V207H12ZM16 205V204H15ZM14 205V206H15ZM53 207L54 205L51 204ZM58 205V204H57ZM64 205V204H63ZM66 207L68 209H70V205L68 206L67 204H65ZM134 205V204H133ZM142 205V204H141ZM1 206H4L5 205H0ZM13 206V207H14ZM28 206V205H27ZM26 206V207H27ZM38 206V205H37ZM36 206V208H37ZM41 206V205H40ZM113 206H111L113 208ZM19 209H20V212L18 211V213H22L24 212V210L26 209H30V208H26L25 206L21 207V206H18ZM23 208L21 210V208ZM29 207V206H28ZM31 207H33L31 205ZM49 207V206H47ZM55 207V206H54ZM53 207V209H54ZM6 208H10L9 207V204L7 203V206ZM17 208V207H15ZM35 208V209H36ZM13 210H15L14 208H12ZM32 209V208H31ZM30 209V210H31ZM52 209V208H51ZM63 209V208H61ZM67 209V210H68ZM84 209V208H83ZM13 210L12 212L10 211V213L12 214L13 213ZM65 211V206H64V209ZM1 216H5L8 218L7 215H11L10 213H8L7 211H4L6 213H3L2 214V211L1 210ZM46 211V209H45ZM44 211V214H46V218L47 217V213H45ZM49 211V210H48ZM57 210H55L56 212ZM62 211V210H60ZM70 211V210H68ZM73 211V210H72ZM78 211V210H77ZM81 211V210H80ZM32 212V211H31ZM51 212V211H50ZM82 212V211H81ZM159 212V210H158ZM17 213V212H16ZM58 213V212H57ZM65 213V212H63ZM70 213V212H69ZM72 213V212H71ZM75 213V211H74ZM160 213V212H159ZM163 213V214H164ZM7 214V215H6ZM29 214V213H28ZM39 214V212H38ZM60 214V212L58 213V215ZM131 214V213H130ZM151 214V213H150ZM149 214V215H150ZM19 215V214H18ZM22 215V214H21ZM27 215V214H26ZM65 215V214H64ZM85 215V214H84ZM147 215V214H146ZM145 215V217H146ZM16 216V215H15ZM20 216V215H19ZM38 216V215H36ZM36 216H33V217H36ZM41 216V215H40ZM40 216L36 217V218H40ZM49 216V215H48ZM70 216V214H69ZM78 216V214H77ZM80 216H83L80 214ZM144 216V215H143ZM153 216V215H152ZM164 216L163 215L161 217V219H164ZM3 217H1L3 219ZM17 217V216H16ZM32 217V218H33ZM56 217V216H54ZM84 217V216H83ZM90 217V219H92ZM154 217V216H153ZM158 217V216H157ZM0 218V231H3L0 232L1 235H6V239L7 240H11V237L13 236L12 234L15 233L13 231V229L16 228L17 230V227L14 226L13 229L11 228L13 225H12V219L10 218H4L5 222H3V220ZM12 218V217H11ZM15 218V217H14ZM27 218V217H26ZM30 217H28V223H31L29 226L32 225V223L35 225L38 224V222L41 220H37L35 219L34 221L31 222V220L29 219ZM42 218V217H41ZM53 218V217H52ZM51 218V219H52ZM160 217H158L159 219ZM10 219V220H9ZM22 219V217H21ZM45 219V218H44ZM59 220H61L60 218H58ZM116 219V220H115ZM132 219V220H131ZM150 219V218H149ZM8 220L10 221V223L8 222ZM27 220V219H26ZM37 220V221H36ZM53 220V219H52ZM96 220V219H94ZM157 220V219H156ZM30 221V222H29ZM45 221V220H44ZM154 221V220H152ZM159 221V220H158ZM43 221L41 220V224L43 225L42 223ZM102 222V221H101ZM7 223V224H5ZM9 223V224H8ZM39 223V224H40ZM155 223V222H154ZM4 224V225H3ZM11 224V225H10ZM27 224V223H26ZM41 224L39 226H41ZM45 224V222H44ZM62 224V223H61ZM92 226H95L94 223H91ZM90 224V225H91ZM10 225V226H9ZM27 225V226H28ZM79 225V224H78ZM89 225V224H88ZM137 225H140V224H137ZM157 225V223H156ZM4 226H9V228H11L12 230H10V232H8V228L6 229V227ZM33 226V225H32ZM136 226V225H135ZM145 226V225H144ZM143 226V227H144ZM4 227V228H3ZM19 228V227H18ZM51 228V227H50ZM37 229V228H36ZM35 229V231H36ZM15 230V231H16ZM43 230V229H42ZM53 230V229H52ZM51 230V231H52ZM91 230H92V227H91ZM107 230L109 232H107ZM147 230V229H146ZM149 230V229H148ZM173 230V229H172ZM7 231V233L5 234V232ZM34 231V232H35ZM49 230L45 231V232H48ZM13 232V233H12ZM40 232H42L40 230ZM37 233V232H36ZM50 233V231H49ZM167 233V232H166ZM43 234V233H41ZM62 235V233L60 234V236ZM95 235V236H94ZM149 235H151L149 233ZM65 236V234H64ZM40 237V236H38ZM66 237V236H65ZM155 237V235H154ZM159 237V236H158ZM167 237V236H166ZM45 238V237H44ZM51 238H54L51 237ZM62 238V236H61ZM60 238V239H61ZM79 238V237H78ZM16 238L15 237H12V242L13 240H15ZM38 239V238H37ZM63 239V238H62ZM42 240V239H41ZM59 240V239H58ZM164 240V239H163ZM7 241V242H9ZM38 241V240H37ZM49 241V239H48ZM53 241V240H52ZM64 240H62L63 242ZM85 241V240H84ZM40 242V241H38ZM54 242V241H53ZM60 242V241H59ZM60 242V243H62ZM81 242V241H80ZM165 242V241H163ZM41 243V242H40ZM44 243V242H42ZM45 244V243H44ZM84 244V243H83ZM28 245V244H27ZM32 245V244H31ZM39 245V244H37ZM64 245V244H63ZM36 246V245H34ZM161 246H162V243H161ZM23 247V246H22ZM48 247V246H47ZM66 247V245H65ZM24 248V247H23ZM55 248H51L49 249V252L47 253V255H44L45 257V264H62L63 263V257H62V252H59V250H54ZM14 250V249H13ZM29 250V249H28ZM85 250V249H84ZM91 251V250H90ZM45 252V254H46ZM79 252V251H78ZM77 252V253H78ZM29 254V253H28ZM38 255V254H37ZM142 255V256H141ZM29 256V255H28ZM140 256L142 258H140ZM160 256V255H158ZM28 258V257H27ZM155 258V259H154ZM143 259V260H142ZM161 259V258H160ZM24 260V259H22ZM142 260V261H140ZM22 263V262H21ZM145 263V264H146ZM71 264V263H70Z\"/></svg>",
  "mask_w": 264,
  "mask_h": 264
}]
</instances>
